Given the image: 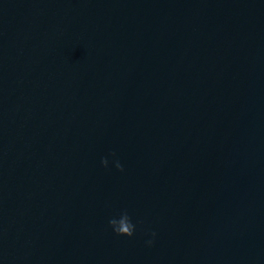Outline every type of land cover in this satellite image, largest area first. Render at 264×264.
Returning a JSON list of instances; mask_svg holds the SVG:
<instances>
[{"label": "water", "instance_id": "1", "mask_svg": "<svg viewBox=\"0 0 264 264\" xmlns=\"http://www.w3.org/2000/svg\"><path fill=\"white\" fill-rule=\"evenodd\" d=\"M0 264H264V0H0Z\"/></svg>", "mask_w": 264, "mask_h": 264}, {"label": "clouds", "instance_id": "2", "mask_svg": "<svg viewBox=\"0 0 264 264\" xmlns=\"http://www.w3.org/2000/svg\"><path fill=\"white\" fill-rule=\"evenodd\" d=\"M117 167L118 168L121 167L119 163H117ZM121 170H123V169H121ZM114 233L116 235H119V236H126V237H129L130 238V237H133L134 236V234L136 233V231L134 229H132V230H129L127 233H123V232H120L119 230H114ZM155 235H156L155 232H151V238L146 241V244L147 245L151 246V244L153 243V240L155 238Z\"/></svg>", "mask_w": 264, "mask_h": 264}]
</instances>
